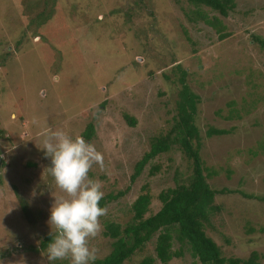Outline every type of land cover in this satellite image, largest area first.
Returning <instances> with one entry per match:
<instances>
[{
    "label": "rangeland",
    "instance_id": "obj_1",
    "mask_svg": "<svg viewBox=\"0 0 264 264\" xmlns=\"http://www.w3.org/2000/svg\"><path fill=\"white\" fill-rule=\"evenodd\" d=\"M189 10L172 0H0V264L102 259L112 242L105 225L131 222L145 187L149 217L161 192L186 183L192 161L178 145L131 182L151 138L173 125L182 71L199 99L207 184L232 191L214 197L206 234L224 258L256 252L264 264V50L255 41L264 40V0H235L227 17L203 8L220 33L189 21ZM210 127L228 133L207 137ZM101 198L99 214L60 232ZM55 233L59 239L40 249ZM157 235L124 264L147 257L161 264ZM182 251L167 264H200Z\"/></svg>",
    "mask_w": 264,
    "mask_h": 264
},
{
    "label": "trees",
    "instance_id": "obj_2",
    "mask_svg": "<svg viewBox=\"0 0 264 264\" xmlns=\"http://www.w3.org/2000/svg\"><path fill=\"white\" fill-rule=\"evenodd\" d=\"M172 1L177 3L185 2L192 6L194 10H189V13L186 14L188 20L192 22L203 21L219 33L222 28L218 19L214 16L209 18L202 9L206 7L220 16L227 17L235 8V0ZM227 36V34H221L219 39L222 40ZM186 40L190 41L188 38ZM255 41L264 50V40L255 38ZM181 74L182 77L179 79L181 88L178 93L179 100L176 104L177 112L176 116L173 117V125L166 135L151 138L149 150L143 154L142 158L134 166L131 182H134L140 176L150 160L168 152L172 145H178L185 156L192 161V172L186 183L182 182L158 195L161 208L157 213L149 217L145 216L148 213L151 196L145 187L144 192L132 203L131 222L124 227L116 223L105 225L103 236L112 240L111 251L107 256L102 259H94L90 264H124L136 252L141 251L145 244L156 234L158 235L154 251L156 259L161 264H167L172 259L181 257L185 246L200 264H261L256 252H252L247 259L224 258L218 245L206 234L205 224L209 222L210 215L218 209L213 204L214 197L218 194H231L232 191L227 189L216 191L207 184L204 170H208L203 167L199 155L201 142L199 129L195 124L199 99L184 83L183 76L186 73L182 71ZM125 119L131 127L136 124L135 120L129 116L125 115ZM92 131V125H88L83 137L88 139ZM227 133V130L210 127L206 131V136H221ZM157 170L158 167H153L149 174L153 175ZM260 200L264 201V198H260ZM106 203V199L101 198L92 204L86 212L67 219L60 227V232H67L84 219L99 214L105 208ZM253 231L254 229L248 228V232ZM259 232L264 233V227H261ZM172 233H176V240L180 244L178 251L172 250ZM59 235V233H55L54 235L45 236L40 243V249L49 248L59 239ZM53 264L67 263L56 262ZM138 264H154V259L147 257Z\"/></svg>",
    "mask_w": 264,
    "mask_h": 264
}]
</instances>
